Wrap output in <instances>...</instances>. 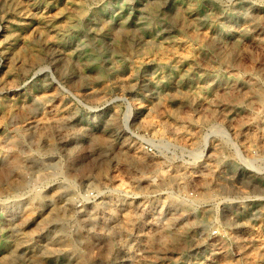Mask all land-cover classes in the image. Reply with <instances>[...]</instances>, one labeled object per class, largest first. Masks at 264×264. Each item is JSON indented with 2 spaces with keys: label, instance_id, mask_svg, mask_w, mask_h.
Wrapping results in <instances>:
<instances>
[{
  "label": "rangeland",
  "instance_id": "rangeland-1",
  "mask_svg": "<svg viewBox=\"0 0 264 264\" xmlns=\"http://www.w3.org/2000/svg\"><path fill=\"white\" fill-rule=\"evenodd\" d=\"M0 264H264V0H0Z\"/></svg>",
  "mask_w": 264,
  "mask_h": 264
},
{
  "label": "bare ground",
  "instance_id": "bare-ground-1",
  "mask_svg": "<svg viewBox=\"0 0 264 264\" xmlns=\"http://www.w3.org/2000/svg\"><path fill=\"white\" fill-rule=\"evenodd\" d=\"M122 28V27H121ZM206 34V33H205ZM172 49V48H171ZM175 51V50H174ZM179 53V52H178ZM142 157V156H141ZM141 159V158H140ZM134 160V159H133ZM57 215H54L53 218H56ZM7 257V256H6ZM3 258V257H2ZM5 259V258H4ZM7 261V260H6Z\"/></svg>",
  "mask_w": 264,
  "mask_h": 264
}]
</instances>
